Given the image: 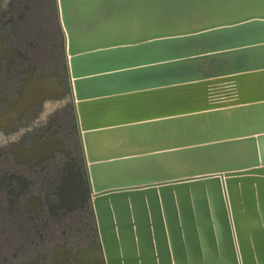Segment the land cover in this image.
<instances>
[{
	"label": "water",
	"instance_id": "1",
	"mask_svg": "<svg viewBox=\"0 0 264 264\" xmlns=\"http://www.w3.org/2000/svg\"><path fill=\"white\" fill-rule=\"evenodd\" d=\"M57 3L106 264H264V0Z\"/></svg>",
	"mask_w": 264,
	"mask_h": 264
},
{
	"label": "flooded vegetation",
	"instance_id": "2",
	"mask_svg": "<svg viewBox=\"0 0 264 264\" xmlns=\"http://www.w3.org/2000/svg\"><path fill=\"white\" fill-rule=\"evenodd\" d=\"M63 46L57 0H0V264H106Z\"/></svg>",
	"mask_w": 264,
	"mask_h": 264
}]
</instances>
